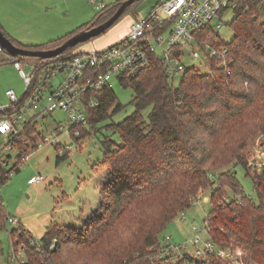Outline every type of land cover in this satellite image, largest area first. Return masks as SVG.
I'll return each mask as SVG.
<instances>
[{
	"label": "trees",
	"instance_id": "16d2710c",
	"mask_svg": "<svg viewBox=\"0 0 264 264\" xmlns=\"http://www.w3.org/2000/svg\"><path fill=\"white\" fill-rule=\"evenodd\" d=\"M123 1L106 5L93 21L45 44L12 41L24 48H54L110 19ZM140 1L118 21L134 12ZM234 13L229 22L234 37L216 42L229 47L228 69L210 60L207 72L188 67L175 83L155 56L138 77L122 82L134 91L130 103L135 110L123 121L107 125L120 140L107 136L102 141L100 164L107 174L99 207L80 227L51 223L37 245L27 249L30 264H230L218 253L201 259L174 257L164 252L160 240L167 225L210 188L212 206L206 218L210 238L222 248L241 249L248 264H264V166L261 173L251 175L245 154L251 141L264 136V0H239ZM82 44L54 58L29 59L42 65L74 54ZM28 95L29 90L0 114L12 115ZM100 100L101 105L89 112V129L75 127L81 137L96 133L99 123L125 107L113 88L104 90ZM42 138L37 123L27 121L24 131L12 140L20 150L16 170ZM58 146L57 161L61 162L68 152H60ZM236 165L253 178L258 200L244 193L234 170L212 172ZM228 191L232 195L225 200ZM6 224L0 197V233ZM11 236L15 249L33 238L22 224L11 229Z\"/></svg>",
	"mask_w": 264,
	"mask_h": 264
},
{
	"label": "rangeland",
	"instance_id": "374dc122",
	"mask_svg": "<svg viewBox=\"0 0 264 264\" xmlns=\"http://www.w3.org/2000/svg\"><path fill=\"white\" fill-rule=\"evenodd\" d=\"M107 5L114 4L119 0H103ZM161 0H141L135 7V11L125 15L105 33L84 42L81 50H92L112 44L127 34L132 20L136 16L148 15L160 3ZM100 13L89 0H0V26L10 40L19 44L33 46L45 44L51 40L65 36L77 30L83 24L93 21ZM234 10L229 9L222 16V25L219 35L225 41L234 37V31L229 22L234 18ZM194 48L200 51L198 46ZM183 60L187 64H196L203 72L209 70L204 57L193 59L186 55ZM29 59L24 63L23 69L26 74L31 71ZM12 63V59L6 52L0 49V108L11 103L6 91L14 89L18 97H21L27 89L24 78ZM64 73L58 74L61 79ZM118 101L125 107L97 125L96 133L81 137L80 132L72 136L70 131L64 132L59 137L63 148L68 152V157L57 161L59 150L54 144H43L41 147L31 150L27 157L19 163V170H14L5 183L0 185V197L4 202L6 216L18 217L36 242L40 241L47 227L53 222H64L72 227L79 226V222L87 214L91 215L101 203V188L106 179L107 170L103 164L102 141L110 136L119 141V134L108 128L111 122H121L129 116L135 107L131 104L134 91L131 87H124L116 79L112 81ZM177 83V81L175 82ZM41 103V107H45ZM150 108L145 110L147 116ZM37 111L28 112L29 119L36 115ZM37 128L43 134L49 135L55 132L58 124L69 129L71 125L67 112L57 109L53 112H41L35 117ZM87 130L89 125H86ZM78 130H76L77 132ZM9 138L0 135V148L7 146ZM264 136L259 135L251 141L245 154L249 156V168L251 175L262 172L264 166ZM20 150L7 147L2 154L8 157L10 166L16 161ZM232 169L236 173L243 186L244 193L258 200L254 180L248 176L241 165L225 166L213 169V174ZM42 175L44 179L40 183H33L31 179ZM211 188L206 192H200L193 201V205L179 213L160 234L161 243L170 237L168 244L174 252L194 251L192 246L195 238L194 225L200 229L205 228L206 218L211 209ZM225 200L232 195L228 191ZM184 215V217H182ZM17 226L6 224L1 231L0 264H12L14 248L11 229ZM203 241L210 235L203 229L200 233ZM219 244V243H218ZM180 245L183 248H178ZM187 245V246H186ZM202 245V244H200ZM164 247V245H162ZM221 247V246H220ZM222 248V247H221ZM18 260H28L27 253L19 246ZM224 258L230 264H248V259L241 249L222 248Z\"/></svg>",
	"mask_w": 264,
	"mask_h": 264
},
{
	"label": "built area",
	"instance_id": "2783aa9c",
	"mask_svg": "<svg viewBox=\"0 0 264 264\" xmlns=\"http://www.w3.org/2000/svg\"><path fill=\"white\" fill-rule=\"evenodd\" d=\"M239 0H161L160 3L148 15L136 16L126 35L118 41L102 48L88 51H76L70 56H64L42 65L31 64L29 74L24 72L22 60H16L15 66L23 76L29 95L22 107L12 115H0V134L9 138L7 146L0 148V185L2 180L9 178L14 170L16 161L10 166L8 157L2 152L4 149L15 148L13 139L17 137L27 120V113L33 110L40 112H53L61 109L67 112L70 119L68 130L59 125L60 131H72L78 134L77 126L88 125L89 112L101 105V93L107 88H113L112 81L116 79L122 82L130 81L138 77L151 65L152 58L158 57L163 63L167 76L178 81L188 67L199 68L196 64H187L183 58L191 55L193 59L204 57L208 64L210 60H216L218 65L228 69L232 58L229 55L227 45H218L221 40L219 29L222 25V16L227 10H234ZM98 10L106 7L103 0H89ZM194 46H198L200 51ZM64 73L63 78L58 74ZM11 103L0 108L6 112L12 103L18 102L14 89L6 91ZM44 102L45 107L41 108ZM76 130H78L76 132ZM26 142V141H25ZM28 142V141H27ZM57 135H47L37 145H58ZM66 151L61 148L60 152ZM29 153L27 154V156ZM26 156V157H27ZM44 177L37 175L31 179L33 183H40ZM184 217V215H182ZM7 223L17 226L20 220L8 215ZM195 238L192 246L194 251L174 252L168 244L170 237L165 238L164 252L178 255L184 258L191 255L195 259L206 258L210 253H218L224 257L223 250L210 237L203 241L200 233L205 229L210 235V228L206 222L205 228L193 226ZM202 244V245H200ZM34 238L28 243H21L22 249L27 251L29 247L36 246ZM187 246V245H186ZM178 248H183L180 245ZM18 249H13L12 259L18 264H30L28 260L19 261ZM12 264H16L15 261ZM185 264H192L186 262Z\"/></svg>",
	"mask_w": 264,
	"mask_h": 264
},
{
	"label": "water",
	"instance_id": "95a60500",
	"mask_svg": "<svg viewBox=\"0 0 264 264\" xmlns=\"http://www.w3.org/2000/svg\"><path fill=\"white\" fill-rule=\"evenodd\" d=\"M137 1L139 0H124L119 9L110 19L101 24L93 25L84 30L79 31L78 33L74 34L66 41H64L62 44L54 48L30 49L17 46L12 40H10L5 35L2 27L0 26V48L6 51L11 57L19 60L29 57H36L40 59L57 57L61 54H64L68 50L76 47L80 43L87 42L105 33L118 21V19L124 14V12Z\"/></svg>",
	"mask_w": 264,
	"mask_h": 264
},
{
	"label": "crops",
	"instance_id": "0c3cea01",
	"mask_svg": "<svg viewBox=\"0 0 264 264\" xmlns=\"http://www.w3.org/2000/svg\"><path fill=\"white\" fill-rule=\"evenodd\" d=\"M129 31V30H128ZM128 33V32H127ZM27 45H32V44H27ZM40 45V44H39ZM1 49V48H0ZM2 50V49H1ZM4 51V50H3ZM77 51H88V50H81V49H79V50H77ZM4 52H6V51H4ZM7 53V52H6ZM7 55L12 59V63L14 64L15 63V61L16 60H19V59H15V58H13V57H11L8 53H7ZM22 60V62H25L27 59L25 58V59H21ZM32 63H34V62H32ZM31 63V64H32ZM15 66V65H14ZM16 67V66H15ZM17 68V67H16ZM18 70V69H17ZM19 71V70H18ZM20 73V72H19ZM22 76V75H21ZM23 77V76H22ZM27 91V90H26ZM25 91V92H26ZM24 92V93H25ZM42 108V107H41ZM33 111H37V114H40L41 112H40V110H33ZM37 114L36 115H33L32 117H30L29 119L27 118V120L25 121V123H24V127H23V131H24V129H25V126H26V122L27 121H35V117L37 116ZM1 115V114H0ZM36 122V121H35ZM59 125H62L61 123L60 124H58V126L56 127V129H55V132H53V133H51L52 135H57L58 136V138L60 137V135H62L64 132H67V131H60L59 130ZM70 127V126H69ZM66 128V127H65ZM38 129V128H37ZM40 131V130H39ZM41 132V131H40ZM71 133H72V136H73V130L72 131H70ZM42 133V135H43V138L45 137V136H47V135H45V134H43V132H41ZM51 134H49V135H51ZM1 135V134H0ZM43 138H42V140H43ZM42 140H40L39 142H38V144L42 141ZM60 142V141H59ZM37 144V145H38ZM59 145L61 146L62 144L61 143H59ZM56 146V145H55ZM37 147V146H36ZM94 212H95V210H94ZM93 211H92V213H91V215L94 213ZM91 215H89V214H87L86 216H84L83 218H82V220L79 222L80 224H79V226H77V227H80L82 224H83V222L86 220V218H88V217H90ZM18 218V217H17ZM19 219V218H18ZM20 220V219H19ZM57 222V221H56ZM57 223H59V224H61V225H67V223H64V222H57ZM20 224H21V220H20ZM17 227H18V225H17ZM25 227V226H24ZM26 228V227H25ZM27 230H28V228H26ZM29 231V230H28ZM46 232V231H45Z\"/></svg>",
	"mask_w": 264,
	"mask_h": 264
}]
</instances>
